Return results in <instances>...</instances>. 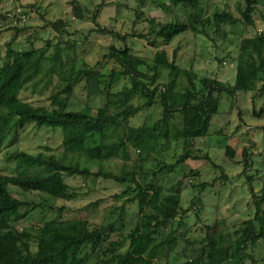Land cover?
Wrapping results in <instances>:
<instances>
[{"label": "trees", "instance_id": "trees-1", "mask_svg": "<svg viewBox=\"0 0 264 264\" xmlns=\"http://www.w3.org/2000/svg\"><path fill=\"white\" fill-rule=\"evenodd\" d=\"M152 1L156 8L175 14V19L165 23L154 18L144 19L148 33L135 30L132 36L149 39L152 34L150 42L156 45L169 44L188 30L214 42L216 36L225 39L228 28L254 25L255 14L264 9V0H243L238 8L241 18L228 10L206 16L201 0H137L133 8L134 22L141 19ZM70 5L73 20L87 17L88 9L79 0H71ZM20 13L26 10L0 12V32L4 25L14 30L5 57L0 61V152L10 134L24 128L28 122L36 128L45 125L61 128L63 152L59 156L46 151L7 152L6 158L15 162V166L12 174L0 171V264H180L169 259V252L176 248L179 250L175 260L184 258L182 264H247V258L251 260L249 264H255V257L247 250L264 240V188L259 192L251 188L253 215L241 221L232 241L228 240L219 220L205 225L203 236L191 238L186 237L185 232L178 233L188 213L194 211L195 216L201 218L203 191L209 183L192 185V196L185 207L181 205V181L165 186L158 182L157 173L175 172L187 160L208 158L198 153L195 141L207 135L213 116L219 112L224 91L232 95L239 90L264 92V32L255 35L251 58L237 59L232 84L180 67L177 50L173 59L158 58L157 52L149 61L134 52L124 35L107 28L95 30L113 39L104 57L113 60L117 67L102 73L104 63L99 59L94 65L84 62L78 68L82 43L76 38L63 39L65 34H76L69 31L70 15L66 19L46 18L42 25L43 29L50 28L55 33V40L59 37L56 42L48 38L42 46H36L35 41L41 37L35 33L28 37L30 45L21 47L16 42L26 31L27 26L23 25L28 18L22 22ZM55 75L57 89L50 96L49 106L21 98V92L30 85L36 86L43 78L50 81ZM181 75L185 77L184 84L180 82ZM122 80L127 81L116 89ZM79 82H84L89 97L105 96L96 112L91 105L79 110L69 109ZM157 107L161 108V116L151 125L148 117L142 125L131 123L133 117ZM262 111L261 108L254 114L259 117ZM176 118L180 119L178 124L174 123ZM170 137L183 141V151L174 162L162 161L152 178L143 171L126 169V165L120 173L102 167L103 162L114 158L128 162L134 149L140 153L151 152L160 139ZM226 154L232 158L235 149L228 146ZM77 155L97 162L98 171L81 166L75 159ZM75 175L127 183L122 193L132 194L128 201L136 203L135 226L128 232H119L118 221L101 224L82 216L65 218L61 215L63 205L54 217L43 219L35 230L19 229L18 222L27 216V212L22 211L24 206L50 209L54 206L26 202L11 191V186L26 192L37 191L54 200H73L77 193L66 176ZM223 177L227 179L228 175ZM92 204L83 208L88 209ZM114 233L117 235L112 237Z\"/></svg>", "mask_w": 264, "mask_h": 264}, {"label": "rangeland", "instance_id": "rangeland-1", "mask_svg": "<svg viewBox=\"0 0 264 264\" xmlns=\"http://www.w3.org/2000/svg\"><path fill=\"white\" fill-rule=\"evenodd\" d=\"M71 0H0V12L16 11L19 7L26 10L28 21L26 31L18 37V45L27 47L30 45L28 37L39 34L41 37L35 41L36 46H42L45 39L55 40V33L50 29H43L42 25L49 20L58 18H69L71 11ZM86 7L87 17L84 20H73L70 15L69 31L76 34H65L63 39H74L80 41L82 48L78 56L82 57L77 67L87 62L94 65L97 60L104 64L102 73H108L112 67H117L113 60L104 57L113 39L110 35L98 32L95 29L107 28L117 31L126 37V43L131 46L134 52L143 56L149 61L154 59L157 52L158 58L173 59L174 51L177 50V63L182 68H191L198 75L206 74L227 83H234L236 77L237 59H250L253 54V39L260 31L264 32V9L255 14L254 25L239 24L228 28L229 32L225 39L213 35L216 41H211L203 35H196L190 30L174 38L169 44H152L153 36L149 39L132 36L133 31L148 33L147 22L144 19L154 18L159 23H165L175 19V14H168L154 6L152 1L141 15V19L135 21L133 8L137 0H79ZM243 0H201L206 16L212 15L215 11L228 10L236 17L241 18L238 11ZM32 5V6H30ZM94 11L96 17H94ZM180 17H183L179 13ZM38 31V33H37ZM13 29L8 25L3 26L0 32V61L5 57L7 43L13 36ZM65 45V43H63ZM52 49H50V52ZM185 83V77L179 78ZM164 79H162L163 81ZM127 80H122L116 89ZM58 77L55 75L50 81L45 78L36 86H29L20 94L21 98L36 105H50V96L57 89ZM84 82H79L73 91V97L69 109L79 110L85 105H91L93 111L105 101V96H88L84 89ZM263 109L261 116H256L254 111ZM147 115V116H146ZM161 116V108L157 107L149 112L140 114L131 119L135 126L142 125L146 117L151 125ZM180 119L174 120L178 124ZM264 92L260 90L242 91L235 95L224 91L221 97L219 112L213 116L207 135L195 141V149L198 153L208 158L187 160L175 172H158V182L165 186L181 181L182 199L181 205L187 206L192 196V185L207 182L209 185L203 191V213L201 218L195 216L192 211L183 219L184 227L178 233H186V237H201L205 233V225L221 221L223 231L227 234L228 240L235 238L234 230L240 225L243 219L251 217L252 192L262 191L264 188ZM14 141V142H13ZM11 142L12 145L7 146ZM4 150L0 152V171L5 174H12L15 162L6 158L8 151L25 150L32 154L39 151H46L61 155L62 129L45 125L36 128L35 124L28 122L24 128L13 131L7 140ZM235 149V154L229 158L226 154L227 147ZM45 147H49L46 150ZM183 151V141L160 139L155 150L151 152H139L132 150L131 159L124 162L122 159L114 158L102 163L105 170L120 173L125 166L126 169L143 171L144 175L152 178L154 171H159L162 161L170 163ZM81 166H88L93 172L98 171L99 164L89 160L86 156L75 158ZM228 175L224 179L223 175ZM66 181L73 187L77 197L73 200H54L37 191H23L18 187L11 186V191L19 198L30 203L44 202L54 206L52 209L47 206L33 208L24 206L23 212L27 216L18 222L19 229L35 230L43 219L54 217L58 208L64 205L61 215L65 218L86 217L94 223L108 224L117 222V230L128 232L136 224L137 206L128 199L132 194L122 193L126 184L119 183L103 177L94 180L93 177L84 178L80 175L66 176ZM93 203L88 209L86 205ZM123 209V210H122ZM123 211V212H122ZM56 212V213H55ZM122 213V215H121ZM121 217V220L119 218ZM118 233V232H117ZM117 233L112 234L116 236ZM176 248L169 252L171 261L182 264L185 259L175 260ZM247 252L252 253L256 259L255 264H264V240L256 247L249 248ZM247 264L250 259L245 260Z\"/></svg>", "mask_w": 264, "mask_h": 264}, {"label": "built area", "instance_id": "built-area-1", "mask_svg": "<svg viewBox=\"0 0 264 264\" xmlns=\"http://www.w3.org/2000/svg\"><path fill=\"white\" fill-rule=\"evenodd\" d=\"M18 12H21L22 10L20 8L17 9ZM19 18L22 22H25L27 20V15L26 13H20Z\"/></svg>", "mask_w": 264, "mask_h": 264}]
</instances>
